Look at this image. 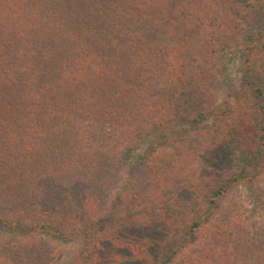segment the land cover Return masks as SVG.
<instances>
[{
  "label": "trees",
  "instance_id": "16d2710c",
  "mask_svg": "<svg viewBox=\"0 0 264 264\" xmlns=\"http://www.w3.org/2000/svg\"><path fill=\"white\" fill-rule=\"evenodd\" d=\"M122 229L264 264V0H0V264Z\"/></svg>",
  "mask_w": 264,
  "mask_h": 264
},
{
  "label": "rangeland",
  "instance_id": "374dc122",
  "mask_svg": "<svg viewBox=\"0 0 264 264\" xmlns=\"http://www.w3.org/2000/svg\"><path fill=\"white\" fill-rule=\"evenodd\" d=\"M240 60L241 57L234 52H228L226 55V61L229 63L227 73L230 82L236 87L241 84L244 74ZM147 233L135 229H122L112 235H106L97 243L92 254L83 253L81 238L71 241L58 239L54 244L60 253L59 264H147L149 262L147 260L152 257L151 253L156 249V245L153 248L147 241L142 247Z\"/></svg>",
  "mask_w": 264,
  "mask_h": 264
}]
</instances>
